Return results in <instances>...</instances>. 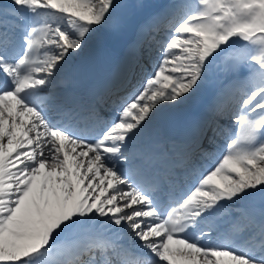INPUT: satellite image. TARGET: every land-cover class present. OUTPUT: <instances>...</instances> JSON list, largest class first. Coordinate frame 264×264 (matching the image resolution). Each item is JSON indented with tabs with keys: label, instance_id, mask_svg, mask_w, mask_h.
I'll list each match as a JSON object with an SVG mask.
<instances>
[{
	"label": "snow or ice",
	"instance_id": "obj_1",
	"mask_svg": "<svg viewBox=\"0 0 264 264\" xmlns=\"http://www.w3.org/2000/svg\"><path fill=\"white\" fill-rule=\"evenodd\" d=\"M125 7L149 6L0 0V264H264V0L149 13L132 56L156 64L130 94L120 78L112 120L102 98L42 95ZM192 103L208 113L196 152L141 146L162 109ZM180 169L194 179L176 199Z\"/></svg>",
	"mask_w": 264,
	"mask_h": 264
},
{
	"label": "bare ground",
	"instance_id": "obj_2",
	"mask_svg": "<svg viewBox=\"0 0 264 264\" xmlns=\"http://www.w3.org/2000/svg\"><path fill=\"white\" fill-rule=\"evenodd\" d=\"M171 2L172 0H120V3L125 6L130 4L148 5L149 7L143 10L131 9L127 7L122 9V11L127 10L131 15L137 16L143 22H145V20L148 18L149 13L157 11L158 8L162 10L161 6L163 4H166V8ZM121 32L122 30L119 32H106L102 35L101 39L94 40L83 51L74 54L71 57L69 63L65 66L64 70L58 74L54 86L48 90L52 91V93H56V87L63 85L68 80H72V73L77 71L80 66L84 65L88 68L95 69L92 71L93 74L90 76L94 77L98 75L99 78L95 81L92 80L89 84H87L86 88L82 86L81 90L78 92V95L70 101L79 100V95H81L82 99H84L83 93L92 95L94 98H102L101 107L103 109L104 118L106 120L114 119L115 116H113L108 109L110 106L109 102L113 103L116 97L114 95H110V93L115 90V85L119 82L120 78L125 73H127V81L124 85V88L128 89V92L126 93L124 89H119L120 96L130 94L132 90L141 84L148 72L150 73L153 71L152 66L156 64V62H154L146 65L143 61H140L139 66L137 67V62L133 60V52L129 51L127 54L119 53L117 51L109 52V43L116 41L121 35ZM112 62H114L115 65L112 66ZM75 64H79L78 68L75 66ZM98 67H101L99 70L103 71L104 69V73H107L105 78L102 74H98ZM217 83L218 81H213V85H216ZM129 85L131 87H129ZM72 87L77 88L78 85L73 83ZM196 104L197 103H192L179 107L166 106L164 109H162L149 132L145 135V137L142 138V141L140 142L141 146L147 147L149 142L156 135H162L163 129L172 127L171 123L178 120V122H183L186 127V131H189L187 133V137L184 139V143L180 145V148H191L193 152H196L197 149L195 143L193 142L194 131L202 121L208 118V113H206V111L203 115L194 118V121L188 124V120H190V116L188 117L189 111ZM220 123L225 124V121H220ZM166 139L167 138L164 137L158 146L168 144ZM185 170L186 169H184L183 172H185ZM187 173H190V171L187 170Z\"/></svg>",
	"mask_w": 264,
	"mask_h": 264
}]
</instances>
